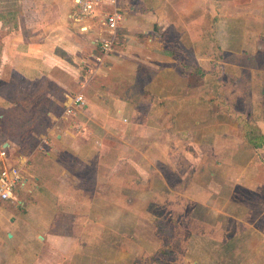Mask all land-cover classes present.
<instances>
[{
	"label": "rangeland",
	"instance_id": "rangeland-1",
	"mask_svg": "<svg viewBox=\"0 0 264 264\" xmlns=\"http://www.w3.org/2000/svg\"><path fill=\"white\" fill-rule=\"evenodd\" d=\"M17 2L0 0L1 8L5 6L7 10ZM120 2L124 19L129 18L133 26L143 22L150 31L155 44H149L155 52L169 56L174 53L179 61L186 60L182 64L194 72V77L185 83L186 79L178 76L187 74L180 62L172 69L175 73H170V66L163 64L165 70L160 75L141 67L125 82L127 86L134 83L140 91L147 90L149 95L154 91L152 97L163 93L168 98L172 90L175 102L171 116L176 123L171 134L155 132L151 119L144 124L136 121L141 127L132 125L129 112L124 113L128 119L123 123L125 128L117 122L124 119L117 110L107 112V119L93 111V120L87 124L92 135L78 138L80 148L72 149V158L64 154V147L59 150L56 147L50 157L40 148L41 142L44 136L56 142L57 130H51L60 120L54 119L53 114L61 115L62 107L56 100L45 98L40 102L35 96L26 98L19 94L7 98V103L0 102V133L19 142V154H29L30 149L40 146L39 164L44 161L42 166L48 172L60 162L71 170L75 167L77 172L80 160L82 165L93 167L96 186L93 193L85 194L77 188L76 179L61 176L58 184L43 183L38 190L33 179L29 187L33 192L15 186L13 198L1 202L12 209L18 208L19 201L26 202L31 214L51 222L48 229L51 236L62 237L57 246L50 244L45 250L35 247L34 264H186L187 248L192 251L203 246L210 249H205V256L201 258L194 250L193 255L191 251L188 253V260L207 264L216 258L218 246L234 232L246 228L264 231V219L259 220L264 218V199L251 200L246 191L247 186L255 185L260 188L257 193L264 192V145L253 148L248 140L264 133V32L259 22L264 17L259 14L264 0ZM34 16L27 18L32 20ZM10 17L0 13L7 23L5 32L13 26ZM233 20L239 22L235 24ZM122 34L118 31L111 48L125 50ZM144 36L141 31L136 35L137 39ZM212 37L216 38L222 57L215 54ZM103 38H110L107 31ZM138 47V43L132 42L128 49L135 51ZM245 52L253 60L237 58ZM198 68L203 74L195 72ZM216 69L218 76L214 75ZM202 79L204 84L198 88ZM224 81L230 90L229 98L235 93L248 99L250 95L255 122L245 129L228 114L227 103L221 104ZM10 101L14 103L13 110ZM27 101L33 106L30 115L23 111L27 109ZM236 101L234 97L231 102ZM239 106L246 104L239 102ZM98 108L107 110L101 104ZM76 112L80 113L79 118L89 119L83 109ZM28 118L40 120L31 129L36 134L34 138L26 131ZM128 134L135 136L131 138ZM201 150L206 153L203 159L197 158ZM186 152L190 153L187 159ZM197 234L208 238L202 239ZM188 236L191 239L186 240ZM252 240L264 252V236ZM237 242L245 240L239 238Z\"/></svg>",
	"mask_w": 264,
	"mask_h": 264
},
{
	"label": "crops",
	"instance_id": "crops-1",
	"mask_svg": "<svg viewBox=\"0 0 264 264\" xmlns=\"http://www.w3.org/2000/svg\"><path fill=\"white\" fill-rule=\"evenodd\" d=\"M86 1L92 0H18L19 3L12 5L13 7L9 10L5 6L1 8L0 3V13L11 16L9 21L11 26L13 25L9 31L5 32L7 23L0 18V102L7 103V98L10 100L19 94L26 98L35 96L40 102H43L45 98L56 100L63 110L61 115L53 114L54 119L58 117L60 120V123L53 126L51 130V132L54 129L57 130L55 131L57 140L54 142L44 136L42 146H39L43 148L44 154L50 157L56 152V147L58 150L64 147V154L72 158V149L80 148L78 138L86 137L87 134L92 135L87 124H91L90 121L93 120L91 117L94 114L93 111L104 117L107 112L117 110L124 118L123 120L117 118V122L125 128L127 126L123 123H127L128 119L124 113L129 112L132 115L130 117L133 120L132 125L139 124L141 127V123L136 121L143 124L152 121L154 131L161 135L170 133L175 126V120L171 116L175 102L172 90L168 98L163 97V93L159 94L162 96L156 94L152 97L154 91L151 92L152 95H149L147 90V92L140 91L135 89L134 83L130 84V82L127 86L125 82L133 74L136 75L141 67L152 69L160 75L165 70L163 69L165 67L162 68L163 64L169 65L168 69L172 73V69L178 62L182 64L186 60L179 61L180 59L176 58L172 52L171 56L162 51L155 52L154 46L149 44L154 45L155 39L153 40L150 36V31L145 28V24L141 22L133 26L129 18L124 19L125 22L119 30L123 32L122 38H124L121 41H125L123 46L125 50L111 48V51L102 53L100 41L104 39V33L107 31L103 23L104 18L106 14L113 11L115 6L111 3L101 4L94 14L88 15L83 11L82 3ZM104 6L107 7L106 10ZM116 6L121 10L120 0ZM259 14L264 16V8ZM30 15H35L32 20L27 18ZM232 22L236 24L239 21ZM259 22L262 23L264 32V17ZM140 31L145 36L137 39L136 35ZM132 42L138 43V50L128 49ZM147 52L149 56H146ZM182 67L187 74L180 73L178 76L186 79L185 83H187L189 78L194 77V72H191L190 68L188 70V65L184 64ZM136 77L134 76L132 80L135 81ZM204 81V79L201 80L198 88L204 84ZM78 95L84 97L83 105L75 103V97ZM147 97H149L148 100ZM27 104V109L23 110L26 115L33 109L31 102L27 101ZM98 104L103 105L107 110L98 108ZM12 106L14 103L10 101V107L13 110ZM80 109H83L85 115L87 113L90 115L89 119L87 116L84 120L78 117L80 113L76 111ZM261 109L262 106H260ZM14 110L17 111L18 108ZM52 112L53 110H50V113ZM144 113L148 114L147 117ZM159 115L161 119L157 118ZM142 116L145 117L144 120ZM105 117L104 119L108 118L107 115ZM38 121L40 120L28 118L25 125L28 127H25L26 131L32 133L31 129L39 124ZM139 129L135 130L139 131ZM263 134L262 132L261 135ZM34 135L36 134L32 133L31 138H34ZM128 135L131 138L135 136ZM5 136L0 133V170L5 166L15 168L21 177L16 186L22 190L28 189L30 193L33 192V189H29L33 179L35 188L39 190L43 183L58 184L61 176H71L78 181L77 188L80 187L85 194H87L86 191L93 193L92 166L82 165L78 160L77 172H74L60 162L56 163L58 166L56 169L48 172L42 166L44 161L39 164L42 158L39 147L30 149L29 154H19L17 151L18 147L21 148L19 142L10 135ZM2 152H5V155H2ZM57 154L60 155L59 151ZM184 154L186 159L190 156L188 152ZM204 154L206 153L201 150L197 158L203 159ZM74 157L77 156L74 154ZM38 164L43 170L38 168L40 167ZM82 174L89 175L85 188H83ZM54 175L55 177H51V180L47 179ZM259 189L255 185L247 186L246 191L257 193L260 192ZM260 195L264 196V192ZM16 206L18 208L12 209L8 203L0 202V264H34L32 256L35 247L45 250L50 244L57 246L56 243H59L62 237L51 236L50 231L48 232L51 222L31 214L29 212L31 209L26 202L19 201V205ZM20 211L26 213L18 214ZM237 221L241 222V220ZM225 234L227 232H224V236ZM197 235L202 239L208 238ZM261 236H264V231H249L248 228L234 232L230 238L225 239L222 246H218L220 250H215L216 261L212 259L207 264H264V252L256 248L252 242V239L258 240ZM239 238L245 242H237ZM231 240L234 241L231 242ZM205 249L210 250L205 246L192 251L191 247L187 248L185 263L196 264L197 261L194 260L189 262L188 253L191 251L190 255H193V251L197 250L196 255L200 254L202 258L205 256Z\"/></svg>",
	"mask_w": 264,
	"mask_h": 264
},
{
	"label": "built area",
	"instance_id": "built-area-1",
	"mask_svg": "<svg viewBox=\"0 0 264 264\" xmlns=\"http://www.w3.org/2000/svg\"><path fill=\"white\" fill-rule=\"evenodd\" d=\"M106 3L113 4L115 8L112 12L105 15L103 22L110 35V38L100 41L101 48L105 53L111 51V47L116 39V34L124 23L122 11L116 6L118 5V0H92L82 3L84 7L83 11L88 15L94 14L97 7ZM75 103L83 105L84 97L82 95L76 96ZM2 155H5V152H2ZM20 179L19 172L15 168H8L5 166L0 170V202L11 200L13 198V190Z\"/></svg>",
	"mask_w": 264,
	"mask_h": 264
},
{
	"label": "trees",
	"instance_id": "trees-1",
	"mask_svg": "<svg viewBox=\"0 0 264 264\" xmlns=\"http://www.w3.org/2000/svg\"><path fill=\"white\" fill-rule=\"evenodd\" d=\"M212 40L215 43V45H214V47H215L214 48L215 54H217L218 57H222L221 56L222 50L217 45L216 38L212 37ZM258 53H260V52H258ZM243 57H246V59L249 58V61L250 60H253L252 57H249L248 52H245V54L242 55V57L240 55L237 56V58H243ZM219 67L220 66H217V68H219ZM195 72H197L199 74H203V70H201L199 68L196 69ZM139 75H141V74H139ZM214 75L215 76H218L217 69L215 70ZM228 92L230 93V90L226 89V82L224 81V82H222V86H221V90H220L221 103H223L225 105L227 103V106H228V114L232 117L233 120H235V121L238 122V124H239V126L241 128L245 129L251 123H254L255 122L254 116H253V107H252V102H251V99H250V95H249V99H248L247 97H241L237 93H235L234 95H232L231 98H229L228 95H227ZM234 97L237 99V101L236 102H231V101H234ZM239 102L245 103L246 106L240 107L239 106ZM262 106H263V111H264V95H263V100H262ZM248 140H249L250 144L252 145V147H254V148H259L262 145H264V136L263 135L257 136L255 138H249ZM73 168L75 169V167H73ZM74 169L72 171H74ZM81 177L83 179V188H85L86 184H88V181H89V175L88 174H82ZM95 183L96 182H95V178H94V175H93V190H94V187L96 186ZM247 193H249V195L252 196V197L249 198L251 200H254L255 198H262V199H264V196L263 195L257 194L255 192L250 191V190L247 191ZM175 207H177V206H175ZM179 213H177V215H176L177 216L176 217V221L177 222L180 219ZM171 215H172L171 219L174 218V215L173 214H171ZM261 219L263 220L264 218L262 217L259 220H261ZM188 238H189V236L186 237L185 239L187 240ZM179 264H181V263H179Z\"/></svg>",
	"mask_w": 264,
	"mask_h": 264
}]
</instances>
